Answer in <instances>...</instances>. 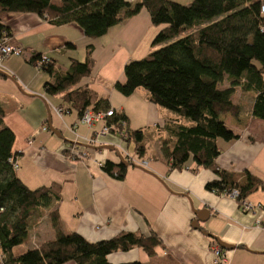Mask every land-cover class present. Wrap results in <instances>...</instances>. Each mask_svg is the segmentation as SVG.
Returning a JSON list of instances; mask_svg holds the SVG:
<instances>
[{
	"label": "crops",
	"instance_id": "crops-1",
	"mask_svg": "<svg viewBox=\"0 0 264 264\" xmlns=\"http://www.w3.org/2000/svg\"><path fill=\"white\" fill-rule=\"evenodd\" d=\"M1 22L9 29L7 44L22 49L21 55L0 61V109L3 125L14 135L16 176L31 190L51 183L61 185L60 199L42 209L28 233L30 248L54 237L48 212L55 208L63 231L78 233L89 242L109 239L121 231L144 236L153 233L161 241L150 257L142 249L132 248L109 254L110 264H213L211 248L217 243L209 235L234 246L222 249L225 264H264V215L260 210L243 212L228 195L205 190V184L216 178L210 170L191 172L193 163L189 168L169 170L162 159L160 141L170 136L163 126L192 123L150 103L143 88L127 97L113 88L124 81L127 63L156 48L151 41L162 26L152 25L147 11L141 10L94 39L85 37L75 23L56 25L34 13L5 14ZM89 44L94 61L89 76L64 91L46 93L44 84L64 73L70 60L82 62ZM31 58H35L32 63ZM79 86H87L108 102L109 109L124 116L125 129L143 131L142 156L115 133L100 137L97 145L82 142L93 129L79 124L77 113L67 111L62 101L65 93ZM238 91L236 88L234 93ZM254 96L249 92L244 104L231 98L239 107V116L220 118L236 137L217 140L220 153L215 162L220 169L247 171L256 177L262 186L245 201L264 206V121L251 116ZM57 107L64 110L61 118L54 112ZM72 146L76 147L74 156ZM119 149L146 161L147 167L128 165L121 180L107 175L99 164L120 163Z\"/></svg>",
	"mask_w": 264,
	"mask_h": 264
},
{
	"label": "trees",
	"instance_id": "trees-1",
	"mask_svg": "<svg viewBox=\"0 0 264 264\" xmlns=\"http://www.w3.org/2000/svg\"><path fill=\"white\" fill-rule=\"evenodd\" d=\"M261 0H191L182 5L172 0H0V38L10 37L1 17L11 13H34L45 21L61 25L75 23L84 36L98 38L117 24L147 11L152 25L162 26L151 41L161 45L144 58L130 61L123 68L124 81L113 85L115 91L130 96L137 88L147 92L150 103L190 121L191 125L166 124L170 134L160 141L159 152L169 170L189 168L210 170L216 178L205 184V190L229 194L237 190V202L261 187V182L244 172L220 169L217 140L229 141L236 135L221 116H239V107L231 100L236 88L254 92L251 116L264 121V12ZM92 45L85 47L82 62L70 60L64 73H57L52 82L44 84L45 92L54 94L75 86L93 69ZM37 57V56H34ZM40 59V58H39ZM35 58L29 59L32 63ZM226 79L228 87L218 85ZM67 111L78 118L90 107L105 112L108 102L97 98L87 86H79L62 97ZM0 109V253L2 264H110L107 256L132 248L154 254L160 239L153 233L121 231L109 239L89 242L75 232L65 233L57 210L48 218L54 237L21 254L13 247L24 243L42 209L60 199L61 185L51 183L28 189L16 176L12 150L14 135L3 125ZM125 117L114 111L107 123L122 129ZM126 124V123H125ZM123 141L132 143L139 157L144 153V133L123 128ZM101 169L118 180L123 179L122 163L105 162ZM120 264H141L138 261Z\"/></svg>",
	"mask_w": 264,
	"mask_h": 264
},
{
	"label": "built area",
	"instance_id": "built-area-1",
	"mask_svg": "<svg viewBox=\"0 0 264 264\" xmlns=\"http://www.w3.org/2000/svg\"><path fill=\"white\" fill-rule=\"evenodd\" d=\"M260 11L264 12V4L263 3L260 7ZM7 41H8V37H6V36H2L0 38V61L9 55L18 56V55L22 54L21 48L8 45ZM63 111L64 110L62 107L54 108V112L58 118H61ZM113 114H114V112L112 109H109L105 112H101V111L94 112V111H92V109L90 107L85 109V111L83 112V114L79 118L78 123L85 125L89 128H92L93 130H92L91 135L81 138L82 142H84L85 144H88V145H97L99 142L98 139L100 137L108 134V133H115L118 137L123 138L124 137L123 128L125 126V122L121 121L122 129H120V130L114 129V127L112 125H109L107 123V119L109 117H112ZM69 131H71L73 135L78 137L75 133V130L69 129ZM120 151H121V154H122L124 160L127 163L132 164V165H138V166L143 167V168L147 167L146 161L137 158L135 155H130L126 151H123V150H120ZM70 153H71V155L74 156L76 153V147H74V146L70 147ZM81 156H84V153H82ZM99 165L102 166V164H99ZM13 168L14 169L17 168L16 162L13 163ZM227 195L236 201V199L238 197V192H237V190L233 189ZM237 203H238L241 211H243V212L253 211L255 209H258L261 212V216L264 215V206H262L260 204L253 205L249 202H246L245 200H241L240 202H237ZM260 222H261V219H260V217H258L256 219V227L257 228L261 227ZM211 252H212V255L214 257L213 258V264H225V256L222 252V249L217 244L214 245L213 248H211ZM2 260H3L2 255L0 253V264H2Z\"/></svg>",
	"mask_w": 264,
	"mask_h": 264
},
{
	"label": "rangeland",
	"instance_id": "rangeland-1",
	"mask_svg": "<svg viewBox=\"0 0 264 264\" xmlns=\"http://www.w3.org/2000/svg\"><path fill=\"white\" fill-rule=\"evenodd\" d=\"M262 1V3L264 4V0H261ZM161 45H157V46H154V48L155 49H158L159 47H160ZM154 49V50H155ZM225 87H228V82L226 81V79H224L223 80V82L222 83H220L219 85H218V88L219 89H222V88H225ZM249 95V92H242V91H240V89H239V91L238 92H236V93H234L233 95H232V100L233 101H236V103H238V104H244V99L247 97ZM131 149V148H130ZM147 155V154H146ZM43 210H45V209H43ZM48 222V221H47ZM28 238H30L29 237V235H28ZM53 238V237H52ZM32 245L30 244V239H27V241H25L24 243H21V244H18V245H16V246H14L13 247V253L14 254H21V253H23L24 251H26L28 248H30Z\"/></svg>",
	"mask_w": 264,
	"mask_h": 264
},
{
	"label": "water",
	"instance_id": "water-1",
	"mask_svg": "<svg viewBox=\"0 0 264 264\" xmlns=\"http://www.w3.org/2000/svg\"><path fill=\"white\" fill-rule=\"evenodd\" d=\"M120 163H122L123 164V166H125V167H127L128 165H131V166H133V167H135L134 165H132V164H129V163H127L125 160H123V158H121L120 157ZM137 168H139V167H137ZM194 213H197L196 211H193ZM196 221V220H195ZM209 237H211L216 243H217V245L221 248V249H233L234 248V246L233 245H229V244H226V243H224V242H222L221 240H219V238H217V237H215V236H213V235H209Z\"/></svg>",
	"mask_w": 264,
	"mask_h": 264
},
{
	"label": "clouds",
	"instance_id": "clouds-1",
	"mask_svg": "<svg viewBox=\"0 0 264 264\" xmlns=\"http://www.w3.org/2000/svg\"><path fill=\"white\" fill-rule=\"evenodd\" d=\"M17 164V163H16Z\"/></svg>",
	"mask_w": 264,
	"mask_h": 264
}]
</instances>
